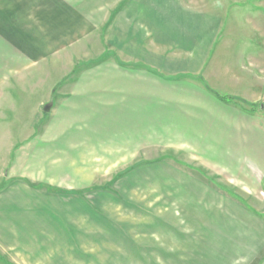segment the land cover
Here are the masks:
<instances>
[{
	"label": "rangeland",
	"instance_id": "374dc122",
	"mask_svg": "<svg viewBox=\"0 0 264 264\" xmlns=\"http://www.w3.org/2000/svg\"><path fill=\"white\" fill-rule=\"evenodd\" d=\"M20 1L8 13V0H0L7 10L0 12V182L7 187L0 213L25 219L26 234L0 237V264H114L102 259L111 246L140 248L118 264H231L236 252L225 243L217 253H166L209 227L196 221L200 207L188 204L182 180L170 179L172 167L184 168L178 122L153 135L158 150L144 141L136 159L119 121H78L94 113L81 115L72 92L81 86L91 101L101 98L103 72L118 68L105 55L118 53L115 18L125 0H22L29 10ZM33 2L47 14L32 11H41ZM158 153L178 163H152Z\"/></svg>",
	"mask_w": 264,
	"mask_h": 264
},
{
	"label": "crops",
	"instance_id": "0c3cea01",
	"mask_svg": "<svg viewBox=\"0 0 264 264\" xmlns=\"http://www.w3.org/2000/svg\"><path fill=\"white\" fill-rule=\"evenodd\" d=\"M21 1L17 5L25 7ZM6 5L11 12L2 5L0 12L13 13L14 0ZM43 5L32 11L46 15ZM115 21L118 53L109 50L105 56L113 55L118 68L103 72L109 81L98 88L101 98L91 101L81 86L72 92V100L80 97L81 115L94 113L78 121H119L125 142H135L130 156L136 159L142 158L144 141L158 150L153 135L160 128L171 133L168 123L178 122L184 168L172 167L170 179L182 180L184 198L200 207L196 221L209 227L197 236L184 235L193 240L167 247L166 253H217L225 243L226 252H236L229 263L264 264V210L258 209L264 207V0H125ZM106 35L110 39L111 30ZM153 157L152 163H178L173 154ZM142 163L136 161L135 169ZM2 183L0 193L7 188ZM24 222L0 213V237H24ZM104 249L108 256L102 259L114 264L129 251H140Z\"/></svg>",
	"mask_w": 264,
	"mask_h": 264
},
{
	"label": "trees",
	"instance_id": "16d2710c",
	"mask_svg": "<svg viewBox=\"0 0 264 264\" xmlns=\"http://www.w3.org/2000/svg\"><path fill=\"white\" fill-rule=\"evenodd\" d=\"M223 99L228 100V101H233L234 100L233 97H224Z\"/></svg>",
	"mask_w": 264,
	"mask_h": 264
}]
</instances>
